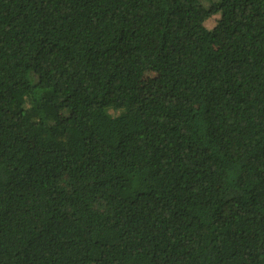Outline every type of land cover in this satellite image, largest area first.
<instances>
[{
    "label": "trees",
    "instance_id": "trees-1",
    "mask_svg": "<svg viewBox=\"0 0 264 264\" xmlns=\"http://www.w3.org/2000/svg\"><path fill=\"white\" fill-rule=\"evenodd\" d=\"M207 1L0 0V264H264V0Z\"/></svg>",
    "mask_w": 264,
    "mask_h": 264
},
{
    "label": "rangeland",
    "instance_id": "rangeland-1",
    "mask_svg": "<svg viewBox=\"0 0 264 264\" xmlns=\"http://www.w3.org/2000/svg\"><path fill=\"white\" fill-rule=\"evenodd\" d=\"M216 19V17H212L206 23L208 25L213 26L215 24ZM141 83L142 86H140V89L145 92V94L151 91H157L159 87V82L156 81V78L152 73H146Z\"/></svg>",
    "mask_w": 264,
    "mask_h": 264
},
{
    "label": "clouds",
    "instance_id": "clouds-1",
    "mask_svg": "<svg viewBox=\"0 0 264 264\" xmlns=\"http://www.w3.org/2000/svg\"><path fill=\"white\" fill-rule=\"evenodd\" d=\"M208 5L211 3V2H208L207 0H204ZM213 17H216L217 18V16H213ZM212 18V17H211ZM218 19V18H217Z\"/></svg>",
    "mask_w": 264,
    "mask_h": 264
}]
</instances>
